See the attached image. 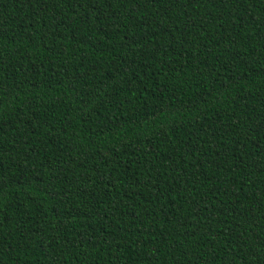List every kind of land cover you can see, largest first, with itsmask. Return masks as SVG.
<instances>
[{
    "label": "trees",
    "instance_id": "obj_1",
    "mask_svg": "<svg viewBox=\"0 0 264 264\" xmlns=\"http://www.w3.org/2000/svg\"><path fill=\"white\" fill-rule=\"evenodd\" d=\"M0 264H264V0H0Z\"/></svg>",
    "mask_w": 264,
    "mask_h": 264
}]
</instances>
